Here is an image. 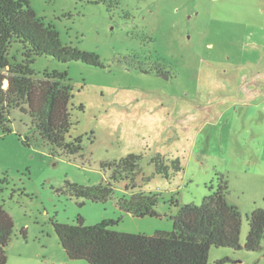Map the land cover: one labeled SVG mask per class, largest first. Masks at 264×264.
I'll return each instance as SVG.
<instances>
[{
    "label": "rangeland",
    "instance_id": "rangeland-1",
    "mask_svg": "<svg viewBox=\"0 0 264 264\" xmlns=\"http://www.w3.org/2000/svg\"><path fill=\"white\" fill-rule=\"evenodd\" d=\"M29 1L63 43L97 52L105 67L51 55L32 62L40 78L46 70L68 72L76 122L70 135L83 136L84 148L73 157L52 155L31 116L11 109L13 133L0 132V178L9 179L1 199L15 221L6 264H90L67 255L54 219L77 223L81 215L92 225L121 216L118 231L172 230V200L200 204L220 174L229 181V203L242 213L244 244L246 215L264 209V0H120L113 10L88 0ZM23 52L14 42L10 57L21 61ZM130 153L144 156L139 182L161 194L160 217L123 213L116 198L80 205L68 190L67 181L107 180L101 162ZM157 154L180 158L182 170L157 174ZM125 192L120 183L115 197ZM226 257L223 264H264V240L256 251L210 248L211 263Z\"/></svg>",
    "mask_w": 264,
    "mask_h": 264
},
{
    "label": "trees",
    "instance_id": "trees-1",
    "mask_svg": "<svg viewBox=\"0 0 264 264\" xmlns=\"http://www.w3.org/2000/svg\"><path fill=\"white\" fill-rule=\"evenodd\" d=\"M88 1L104 3L108 10L120 3V0ZM17 41L24 47L21 61L10 57L11 47ZM38 55L105 67L97 52L63 43L59 30L39 16L29 0H0V132L3 135L13 133L10 112L20 108L31 116L36 133L50 146L52 155L73 157L83 150L84 138L70 135L76 122L72 118L73 92L68 83V72L46 70L42 78L37 77L31 64ZM141 70L151 72L149 68L141 67ZM156 71L165 73L162 68H156ZM19 139L25 146L32 145L28 135L19 134ZM143 158L141 153H130L120 159L104 160L101 167L108 172L107 180L93 185L67 181L68 190L83 199L80 205L86 200L104 202L116 198L123 213L135 217H160L161 194L144 190L139 182ZM151 163L157 174L166 177H170L171 168L174 172L183 168L180 158L171 159L163 154L153 156ZM146 178L142 177L143 180ZM120 183L125 184L126 192L115 197ZM7 184L8 175L4 174L0 178V264L7 263L6 247L15 234V221L1 199ZM229 192V181L220 174L216 189L200 204H181L172 200L177 207L176 213L170 216L173 229L157 230L153 234L114 229L121 216L87 225L79 215L77 223L54 219L53 224L67 255L71 259H86L90 264H223L229 258L214 263L209 261L212 246L256 251L262 248L264 240V209L256 207L246 215L248 234L245 243L241 244L243 216L237 205L229 203ZM20 233L26 237V229H21Z\"/></svg>",
    "mask_w": 264,
    "mask_h": 264
},
{
    "label": "water",
    "instance_id": "water-1",
    "mask_svg": "<svg viewBox=\"0 0 264 264\" xmlns=\"http://www.w3.org/2000/svg\"><path fill=\"white\" fill-rule=\"evenodd\" d=\"M159 75L162 76V77H165V78H169V75L165 74V73H162V74H159ZM7 85H8V82H7Z\"/></svg>",
    "mask_w": 264,
    "mask_h": 264
}]
</instances>
